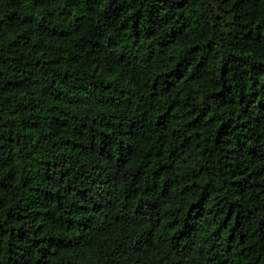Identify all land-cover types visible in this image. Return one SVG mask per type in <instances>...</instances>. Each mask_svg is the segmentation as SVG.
Wrapping results in <instances>:
<instances>
[{
	"label": "trees",
	"instance_id": "1",
	"mask_svg": "<svg viewBox=\"0 0 264 264\" xmlns=\"http://www.w3.org/2000/svg\"><path fill=\"white\" fill-rule=\"evenodd\" d=\"M0 264H264V0H0Z\"/></svg>",
	"mask_w": 264,
	"mask_h": 264
}]
</instances>
